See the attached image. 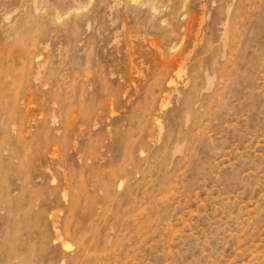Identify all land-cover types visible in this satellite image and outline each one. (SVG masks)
I'll list each match as a JSON object with an SVG mask.
<instances>
[{
	"label": "rangeland",
	"instance_id": "rangeland-1",
	"mask_svg": "<svg viewBox=\"0 0 264 264\" xmlns=\"http://www.w3.org/2000/svg\"><path fill=\"white\" fill-rule=\"evenodd\" d=\"M0 264H264V0H0Z\"/></svg>",
	"mask_w": 264,
	"mask_h": 264
}]
</instances>
